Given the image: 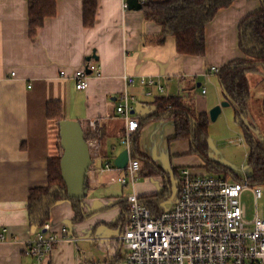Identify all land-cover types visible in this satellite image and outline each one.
Returning <instances> with one entry per match:
<instances>
[{"label":"crops","instance_id":"0c3cea01","mask_svg":"<svg viewBox=\"0 0 264 264\" xmlns=\"http://www.w3.org/2000/svg\"><path fill=\"white\" fill-rule=\"evenodd\" d=\"M83 1L57 0L56 13L48 16L32 36L28 0H0V264H38L25 251L26 241L43 228L31 218L30 191L49 185L50 159L63 154L59 125L48 116L49 101H60L64 118L80 120L85 131L94 133L89 139L100 140V154L93 158L86 194L81 198L84 218L75 219V209L68 198L50 208L49 221L54 228L67 225L68 232L47 255L49 264H80L79 242L84 241H104L114 261L120 259L122 247L115 246L114 237L126 221L127 195L133 187L112 180L123 169L101 172L99 167L108 160L113 162L127 147L122 142L127 121L117 111L124 92L130 95L133 105L131 116L139 121L131 135L130 151L137 145L161 170L135 157L141 161L139 173L144 165L149 174H174L178 188L183 167L195 173H209L213 168L203 156L192 152L190 139L176 137L174 118L158 114L156 101L160 97L180 101L192 117L207 113L208 133H245L243 122L252 133H264V112L261 111L262 120H258L250 106L242 121L233 104L234 116L228 122L222 121L220 115L225 106L216 120L209 115L213 106L226 99L212 67L221 68L244 56L239 46V23L261 7V0H235L218 10L206 25L205 55L178 52L174 34L167 35L163 42L152 41L162 34V24L148 19L143 7L125 6L127 0H97L95 23L87 26ZM94 50L97 58L90 60L96 69L89 73L87 87L79 89L73 75L88 63ZM214 72L215 80L211 77ZM256 74L261 78L252 85ZM143 76L155 83H142ZM128 77H133L134 82L129 83ZM248 78L249 103L255 93L263 109L264 72L248 73ZM90 120L95 121V127ZM148 133H152L150 142L144 140ZM112 136L121 139L123 146L112 144V154L105 158L104 148ZM164 139H172V147L164 146ZM150 186L143 182L135 189L142 197L152 194L147 192Z\"/></svg>","mask_w":264,"mask_h":264},{"label":"built area","instance_id":"2783aa9c","mask_svg":"<svg viewBox=\"0 0 264 264\" xmlns=\"http://www.w3.org/2000/svg\"><path fill=\"white\" fill-rule=\"evenodd\" d=\"M124 5L128 6L126 2ZM88 69L90 72L96 69L91 60L75 71L77 88L87 87ZM212 70L218 72L220 68L213 66ZM141 81L155 83L154 79L144 76ZM128 82L133 83L134 78L128 77ZM120 98L117 111L127 121L122 142L129 148V161L125 168H119L108 160L99 170L123 169L112 180L133 187L127 195L128 216L124 228L114 237L115 246L121 244L126 249V264H264V210L258 206L259 199L264 197V183H251L248 174L230 180L183 167L176 202L170 208L153 211L140 201L135 189L141 161L132 156L130 146L139 121L131 116L130 95L124 92ZM90 125L95 127V121L90 120ZM87 141L92 158H96L100 154L99 138ZM246 190L252 191L255 197V213L251 218L243 202ZM67 232V225L56 229L51 221H46L37 236L26 241L25 251L38 264H49L47 255Z\"/></svg>","mask_w":264,"mask_h":264},{"label":"trees","instance_id":"16d2710c","mask_svg":"<svg viewBox=\"0 0 264 264\" xmlns=\"http://www.w3.org/2000/svg\"><path fill=\"white\" fill-rule=\"evenodd\" d=\"M235 0H145L143 10L148 19H154L163 26V32L152 41L163 42L167 35L174 34L177 39V50L184 54H206V25L218 10L229 7ZM29 2V32L35 36L38 29L43 26L48 16L54 15L57 10V0H28ZM84 23L92 26L95 23L97 0H84ZM239 46L244 53L239 57L224 64L217 72L220 85L225 98L235 106L237 118L243 119L248 115L249 100L251 98V85L248 73L264 72V0L261 7L243 17L239 23ZM160 109L158 114L175 119L176 137L190 139L191 150L207 160L213 169L229 170L234 179L241 176L226 169V166L208 154L209 133L207 132L208 114L201 113L195 118L189 109L173 98L160 97L157 99ZM171 104V105H170ZM170 106V107H168ZM48 116L56 120L57 124L62 116V104L52 100L47 105ZM264 112V100H263ZM247 142L250 145L248 174L249 181L253 184L264 183V136L258 137L252 133L246 123H242ZM92 131H85L86 139L93 136ZM132 155L138 157L158 170L147 156L143 155L135 145ZM61 156L52 157L49 162V185L34 187L30 191L29 209L33 221L43 226L50 219L51 206L60 199L71 200L76 213V220L84 218L81 198L70 197L67 186L62 177ZM168 186L156 193L142 196V201L152 208L160 211V203L170 195ZM128 207V206H127ZM128 215V213H127Z\"/></svg>","mask_w":264,"mask_h":264},{"label":"rangeland","instance_id":"374dc122","mask_svg":"<svg viewBox=\"0 0 264 264\" xmlns=\"http://www.w3.org/2000/svg\"><path fill=\"white\" fill-rule=\"evenodd\" d=\"M209 72V71H208ZM213 80L216 79V73H212ZM261 76L256 74V76L252 79V85L256 83V79H260ZM208 85L213 90V84L211 81L207 82ZM260 84L257 85V88ZM254 92V91H253ZM252 98L254 100L250 101V111L254 114L255 118L258 120H262L261 111L263 109L258 100L255 99V93ZM222 117V121L228 122L234 116V107L232 105L225 106L222 113L220 114ZM250 116V115H249ZM225 118V119H224ZM261 118V119H260ZM262 122V121H261ZM242 132V129H241ZM151 134L148 133L144 140L150 142ZM258 137L264 135V133H254ZM210 142L208 146V154L209 157L215 158L222 161L226 166V169L232 170L233 173L243 177L245 174H249L251 171V167L249 165V151L250 145L247 142L245 133H209ZM174 139V138H172ZM172 139H164L162 144L164 146L172 147ZM112 144L117 145L119 148L123 146L121 139H118L116 136H112L107 143V147L104 148L105 158L111 155ZM106 152V153H105ZM102 157V156H101ZM168 157L170 155L168 154ZM221 158V159H220ZM219 161V162H220ZM100 162L99 159L95 160V163L98 164ZM220 162V163H222ZM222 163V164H223ZM164 164V162H163ZM149 168L142 165V173L138 174V180L136 181V187H139L140 183L148 182L151 184L148 193H153L161 190L165 185L170 188L171 192L167 199L161 202V206L164 208H170L177 200L178 196V178L174 174H162V173H153L149 174ZM210 174H216L220 176H224L230 180H234L233 174L229 172V170L224 169H213ZM132 188V185H131ZM243 202L247 207V216L251 218L255 213V197L253 196L252 191L246 190L243 193ZM258 206L260 210H264V197L259 199ZM79 247L81 248V261L80 264H126V249L124 247L120 250V259L119 261H114V255L109 253L106 248V243L103 242H79Z\"/></svg>","mask_w":264,"mask_h":264},{"label":"water","instance_id":"95a60500","mask_svg":"<svg viewBox=\"0 0 264 264\" xmlns=\"http://www.w3.org/2000/svg\"><path fill=\"white\" fill-rule=\"evenodd\" d=\"M129 8L140 9L143 7L141 0H127ZM97 58L96 51L88 56V59ZM91 70L88 69V72ZM230 105V101L224 99L209 110L212 120H216L224 106ZM60 142L63 147L61 156L62 177L67 186L70 197L82 198L86 194L87 174L93 158L85 137V129L80 120L63 118L59 122ZM129 161V148L121 150L113 159V163L119 168H125ZM121 248V244L119 245Z\"/></svg>","mask_w":264,"mask_h":264},{"label":"bare ground","instance_id":"6f19581e","mask_svg":"<svg viewBox=\"0 0 264 264\" xmlns=\"http://www.w3.org/2000/svg\"><path fill=\"white\" fill-rule=\"evenodd\" d=\"M92 165V164H91ZM90 169V168H89ZM242 178V177H241ZM140 201H142V197L140 196ZM143 202V201H142ZM128 216V215H127ZM127 219V218H126ZM124 227H122V229H123Z\"/></svg>","mask_w":264,"mask_h":264}]
</instances>
